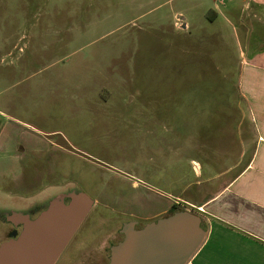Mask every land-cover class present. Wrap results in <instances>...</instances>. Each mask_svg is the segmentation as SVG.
Segmentation results:
<instances>
[{
  "label": "rangeland",
  "instance_id": "374dc122",
  "mask_svg": "<svg viewBox=\"0 0 264 264\" xmlns=\"http://www.w3.org/2000/svg\"><path fill=\"white\" fill-rule=\"evenodd\" d=\"M168 1L0 0L1 214L41 213L64 190L96 199L114 167L132 173L114 160V111L144 113L119 124L144 125V155L130 149L144 160V227L170 216L178 198L181 210L203 213L187 203L221 191L251 158L238 82L264 28L249 11L238 20L235 7L184 31L170 10L189 0ZM237 114L250 132L245 150ZM94 243H75L57 264H94L90 251L105 248Z\"/></svg>",
  "mask_w": 264,
  "mask_h": 264
},
{
  "label": "crops",
  "instance_id": "0c3cea01",
  "mask_svg": "<svg viewBox=\"0 0 264 264\" xmlns=\"http://www.w3.org/2000/svg\"><path fill=\"white\" fill-rule=\"evenodd\" d=\"M235 7H242L238 20H245V12L249 11L246 20L264 28V0H189L187 7L173 6L170 12L178 28L186 31L194 23H207L225 13H236ZM238 93L244 108L240 104L237 112L252 125L253 152L221 191L203 202L187 203L203 212L198 214L202 215V225L207 230L203 245L188 264H264V46L248 50L243 56ZM241 117L236 123V138L245 150L248 140L245 134L250 132L245 131ZM244 156L242 151L236 166Z\"/></svg>",
  "mask_w": 264,
  "mask_h": 264
},
{
  "label": "water",
  "instance_id": "95a60500",
  "mask_svg": "<svg viewBox=\"0 0 264 264\" xmlns=\"http://www.w3.org/2000/svg\"><path fill=\"white\" fill-rule=\"evenodd\" d=\"M93 208L88 194L71 192L53 198L34 219L11 214L8 221L23 230L0 245V264H56ZM202 223L185 208L141 230L127 226L124 240L111 248L110 264H188L207 237Z\"/></svg>",
  "mask_w": 264,
  "mask_h": 264
},
{
  "label": "flooded vegetation",
  "instance_id": "af4514ba",
  "mask_svg": "<svg viewBox=\"0 0 264 264\" xmlns=\"http://www.w3.org/2000/svg\"><path fill=\"white\" fill-rule=\"evenodd\" d=\"M110 116L116 124L113 126L114 138L120 139L119 142H115L114 160L121 163L129 162L133 165V172L127 173L120 167H114L115 172L113 171V175L108 180H99L97 185L99 196L93 199L92 216L89 219L87 218L88 220H85V222L87 221L86 224L84 222L80 227L82 231L84 230V234L80 237H78L80 234L76 236L81 231L79 229L66 248V250H69L79 241H87L90 244H93L94 241H96L94 244H97L98 241L104 242L105 248L101 251L97 250V247L90 251L94 264H98L103 257L110 264L111 248L124 240V229L127 226H133L135 230L144 228V160H140L137 156H133L130 153V149H132L137 151L138 154L144 155V125H119L123 121L139 123L144 119V113L114 111ZM67 194H69L67 190H64L58 192L55 197ZM11 214L13 213H0V221L4 223V226H0V234L4 232L5 242L17 238L23 230V225L8 221V217ZM21 214L28 215L31 219H34L40 212L38 207H32Z\"/></svg>",
  "mask_w": 264,
  "mask_h": 264
},
{
  "label": "trees",
  "instance_id": "16d2710c",
  "mask_svg": "<svg viewBox=\"0 0 264 264\" xmlns=\"http://www.w3.org/2000/svg\"><path fill=\"white\" fill-rule=\"evenodd\" d=\"M173 208L174 209L172 210L173 211L172 214L177 212V211H181V209L178 207V205H175Z\"/></svg>",
  "mask_w": 264,
  "mask_h": 264
}]
</instances>
